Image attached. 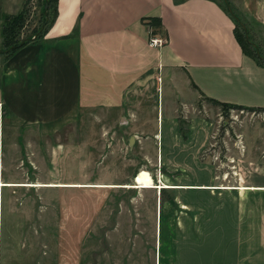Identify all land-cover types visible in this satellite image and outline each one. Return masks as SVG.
<instances>
[{
	"label": "crops",
	"instance_id": "0c3cea01",
	"mask_svg": "<svg viewBox=\"0 0 264 264\" xmlns=\"http://www.w3.org/2000/svg\"><path fill=\"white\" fill-rule=\"evenodd\" d=\"M22 3L0 0V16L19 13ZM236 8L249 26L264 30V0H236ZM152 19L158 20L157 28ZM234 29L233 18L215 0H56L55 18L45 33L0 62V204L2 188L88 189L89 229L98 220H115L110 231H143L140 221L146 210L154 231L149 253L142 254V245L126 246L125 251L117 246L116 254L104 253L93 264H264V176L257 182L213 186L194 182L184 167L177 168L183 177L165 176L163 182L153 181L154 188L135 184L144 167L138 156L161 162L162 155L179 154L173 142L182 139L174 125L176 108L185 116V109L203 97L264 109V65L241 51ZM150 36L164 44L149 47ZM164 105L172 110L165 114ZM95 110L106 116L105 125L109 121L120 126V133L108 130L104 135L118 142L126 135L129 145L108 144L111 151L101 164L93 154L89 166L113 170L120 178L49 183L46 175H39L47 171L42 160L48 154L47 137ZM86 122L92 132L79 138L92 141L87 148L95 150V140L103 133L96 131L95 118ZM192 135L187 132L185 139ZM138 139L145 141L146 152L136 148ZM163 140L172 141L166 153ZM57 147L61 149L55 153L64 155L63 145ZM128 151L134 153L132 158L122 159ZM101 189L105 194L98 192ZM108 190L142 196L114 199ZM149 191L154 196L145 205L143 194ZM207 191L215 192L213 210L222 217L221 227L206 229L222 231L216 234L217 243L200 251L177 247L161 231H176L181 220H193V210L205 211L192 194ZM162 193L169 198L162 199ZM95 224L93 230L100 231ZM69 247L51 264H80L79 243L73 240Z\"/></svg>",
	"mask_w": 264,
	"mask_h": 264
},
{
	"label": "rangeland",
	"instance_id": "374dc122",
	"mask_svg": "<svg viewBox=\"0 0 264 264\" xmlns=\"http://www.w3.org/2000/svg\"><path fill=\"white\" fill-rule=\"evenodd\" d=\"M25 1V14L21 22L16 18L18 13L15 15L2 13L0 16V62L19 45L39 39L42 36L39 32L43 24L51 16L52 8L48 0H23V3ZM215 1L233 18L234 36L244 52L264 65V30L249 26L247 20L240 17L236 0ZM151 24L153 28L158 27L157 22H151ZM33 30L35 31L32 32ZM33 36L34 39L31 40ZM166 107L164 105L165 114L172 110L169 106L166 105ZM185 110V116H183L182 108L173 110L176 115L174 125L182 138L173 141L179 154L171 155V157L162 155L161 162L148 155L138 156L136 159L144 164L142 171L148 172L154 182H158L159 179L163 182L165 176L170 178L181 176L184 173L177 168L184 167L189 170L187 174L194 182L204 181L213 186L232 185L236 184V181L257 182L264 176V109H249L235 105L220 106L199 98L189 111ZM161 112L159 107V119ZM104 117L106 118L100 110L88 112L81 117V122L64 125L56 134L49 135L45 149L48 154L42 157L43 162L47 163V171H42L39 175L43 178L46 175L49 183H57L61 180H100L106 178L104 177L106 175L111 176L110 179L120 178L113 170L106 172L103 167L89 166V159H94L93 154L98 165L101 164L105 153L108 154L111 151L108 144L129 145L126 135L124 136L126 138L123 137L120 142L111 141L104 135L108 130L120 133V126L109 121L105 125ZM94 118L97 123L96 131L103 133L101 138L95 140L96 151L92 149L93 147L89 150L87 148L92 146V141L79 138L83 137L84 132L92 130L91 123L88 122V124L86 120ZM174 125L170 124V128ZM161 126L162 137L165 138L166 130L163 124ZM189 131L193 135L190 139H185ZM130 132L128 130V133ZM138 132L140 135L143 134L142 131ZM165 140L162 141L165 147L163 153L168 152L167 144L172 143L171 140ZM144 142L138 139L136 148L146 152ZM61 145H63L64 155L55 153L56 149H61L57 146ZM72 145H74L73 148ZM132 155L134 153L128 151V154H123L121 158L128 160L132 158ZM251 164L256 167L253 168ZM114 175L115 177H112ZM129 176L130 179L132 175ZM32 178L35 177L32 176ZM98 192L101 195L105 194L103 189ZM107 193L114 199L142 196L141 193L120 190H108ZM89 195L88 189L2 188L0 264H51L55 262L57 254H64L71 250L69 246L73 240L80 246V264H93L94 258L101 260L104 253L113 256L116 254L117 246H121L125 251L126 246L129 248L132 244L142 245V254L149 253L150 246L154 243V231L146 210L144 219L140 221L143 231H110L115 220H98L94 224L100 231L93 230L94 224L90 226V230V221L87 219ZM192 195L198 202L201 200V206L207 211L198 210L200 213L194 214L193 210L192 223L189 219L181 220L180 224L177 223L176 231H161V234L165 238L169 235L177 247L192 246L194 250L200 251L217 243L218 232L222 231H206V229L221 227L222 217L217 218L213 210L216 205L215 192L210 194L207 191ZM153 196L150 191L143 194L145 205L152 200ZM168 198L167 193H162V199ZM73 200L77 203L73 204ZM72 212H74V218Z\"/></svg>",
	"mask_w": 264,
	"mask_h": 264
},
{
	"label": "trees",
	"instance_id": "16d2710c",
	"mask_svg": "<svg viewBox=\"0 0 264 264\" xmlns=\"http://www.w3.org/2000/svg\"><path fill=\"white\" fill-rule=\"evenodd\" d=\"M48 2H49V6L52 8L51 9V16L46 20V22L43 24V28L41 29V31L39 32V33H41V35L42 34H44L45 33V31L47 30V28L52 24V22L54 21V18H55V4H56V0H48ZM25 3H26V1L23 3V6H22V8H21V10H20V12L16 15V18H18L19 19V21L21 22L22 21V17H23V15L25 14ZM150 22H153V23H155V22H157V25H159V23H158V20H155V19H152V20H150ZM46 27H45V26ZM35 30H33L32 32H34ZM235 37V36H234ZM235 40H236V38H235ZM236 42H237V40H236ZM237 44L239 45V47L241 48V46H240V44L237 42ZM23 44H21V45H19L18 47H16L15 49H17V48H19L20 46H22ZM14 49V50H15ZM13 50V51H14ZM241 51L243 52V53H245L244 52V50L241 48ZM12 52V51H11ZM246 54V53H245ZM248 55V54H247ZM249 56V55H248ZM201 99H204L205 101H208V102H211V103H213V104H217V105H227V106H231V105H228V104H224V103H219V102H216V101H214V100H212V99H209V98H201ZM233 106V105H232Z\"/></svg>",
	"mask_w": 264,
	"mask_h": 264
},
{
	"label": "bare ground",
	"instance_id": "6f19581e",
	"mask_svg": "<svg viewBox=\"0 0 264 264\" xmlns=\"http://www.w3.org/2000/svg\"><path fill=\"white\" fill-rule=\"evenodd\" d=\"M135 184L140 187V188H154V184H153V180L150 176V174L146 171H140L139 174L136 176L135 179ZM162 184H160L159 187L157 188H162L161 186ZM3 185L0 184V187H2ZM52 187V186H49ZM77 187V186H76ZM135 188V187H134ZM156 188V187H155Z\"/></svg>",
	"mask_w": 264,
	"mask_h": 264
},
{
	"label": "built area",
	"instance_id": "2783aa9c",
	"mask_svg": "<svg viewBox=\"0 0 264 264\" xmlns=\"http://www.w3.org/2000/svg\"><path fill=\"white\" fill-rule=\"evenodd\" d=\"M150 33V32H149ZM34 39V36L31 37V40ZM164 44L163 39L158 38V37H154V36H150L147 39V45L151 48H160L162 45Z\"/></svg>",
	"mask_w": 264,
	"mask_h": 264
}]
</instances>
